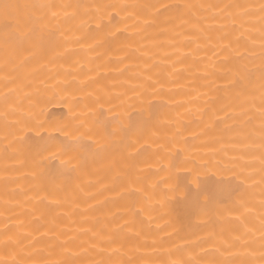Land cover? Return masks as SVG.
Here are the masks:
<instances>
[{
  "label": "bare ground",
  "instance_id": "bare-ground-1",
  "mask_svg": "<svg viewBox=\"0 0 264 264\" xmlns=\"http://www.w3.org/2000/svg\"><path fill=\"white\" fill-rule=\"evenodd\" d=\"M0 264H264V0H0Z\"/></svg>",
  "mask_w": 264,
  "mask_h": 264
}]
</instances>
